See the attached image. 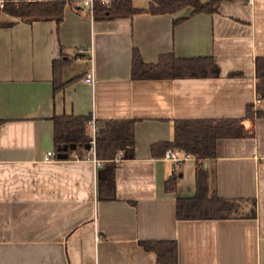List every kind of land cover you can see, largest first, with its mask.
I'll use <instances>...</instances> for the list:
<instances>
[{
  "label": "crops",
  "instance_id": "crops-1",
  "mask_svg": "<svg viewBox=\"0 0 264 264\" xmlns=\"http://www.w3.org/2000/svg\"><path fill=\"white\" fill-rule=\"evenodd\" d=\"M190 12L94 18L66 5L59 23L0 28V264H154L140 239H175L178 264H264L263 117L244 119L245 135L219 139L216 157L203 162L208 193L246 208L254 200L253 218L177 220L176 198L195 192L194 158L150 154L151 144L173 140L176 118L241 117L249 103L264 110L254 74V58L264 55V0ZM133 48L146 62L166 52L211 55L219 75L132 80ZM52 60L62 62L66 83L57 92ZM89 66L93 85L83 80ZM61 114L136 120L134 156L115 168V200H96L92 152L46 159L51 117ZM171 174L176 190L166 192Z\"/></svg>",
  "mask_w": 264,
  "mask_h": 264
},
{
  "label": "trees",
  "instance_id": "trees-1",
  "mask_svg": "<svg viewBox=\"0 0 264 264\" xmlns=\"http://www.w3.org/2000/svg\"><path fill=\"white\" fill-rule=\"evenodd\" d=\"M145 6H137L132 0H109L103 4L95 0L94 18H114L138 13H174L190 7V14L215 13L223 1L233 0H145ZM66 5L75 10L81 8L76 0H3L0 7V28L12 26L16 20L33 22L54 20L59 23ZM181 17L173 24L184 20ZM62 62L52 60V89L57 92L66 83L61 82ZM255 94L258 100L264 99V55L254 58ZM219 67L213 56L179 57L173 52L161 53L155 62H146L137 48L131 52L130 78L132 80H161L177 78L217 77ZM238 72L229 76H238ZM264 118V110L249 103L241 117L221 118H176L173 122V140L159 141L150 145L152 157H164L166 151L178 148L193 155L195 161V192L191 197H177L175 218L177 220L253 218L255 202L244 206V200L222 198L216 193L209 194L207 173L203 162L216 157L219 139L240 138L244 134L242 121L247 117ZM91 115H53L52 138L54 157L68 159L72 152L84 158L90 152ZM99 121V120H98ZM135 119H109L99 121L95 136L94 158L99 161L96 168V200L112 201L115 196V168L121 159L134 156ZM120 153V154H119ZM119 158L118 161L116 159ZM177 175L171 174L164 181V190H176ZM138 245L156 256L154 264H178L177 241L175 239H140Z\"/></svg>",
  "mask_w": 264,
  "mask_h": 264
},
{
  "label": "built area",
  "instance_id": "built-area-1",
  "mask_svg": "<svg viewBox=\"0 0 264 264\" xmlns=\"http://www.w3.org/2000/svg\"><path fill=\"white\" fill-rule=\"evenodd\" d=\"M94 1L95 0H76L77 4L80 6L86 7L91 15H92V11H93ZM2 2H3V0H0V7H2ZM100 2L103 4H107L109 2V0H100ZM83 80L86 83L93 85L94 76H93L92 66H89L87 68V70L85 71V74L83 76ZM89 124H90V134H91L90 152H92V154H94L95 136H96V133H97L98 128H99V121L97 119H95V117L92 115L91 119L89 121ZM50 156L51 157L54 156V152H52V151L47 152L46 159H48ZM165 157L170 159L173 162H180L183 160L194 158L193 155L186 153L183 150H180L178 148H174V149L166 151ZM118 160H119V158L116 159V161H118ZM93 161L95 164H97V165L99 164V161L96 160L95 158H93Z\"/></svg>",
  "mask_w": 264,
  "mask_h": 264
},
{
  "label": "rangeland",
  "instance_id": "rangeland-1",
  "mask_svg": "<svg viewBox=\"0 0 264 264\" xmlns=\"http://www.w3.org/2000/svg\"><path fill=\"white\" fill-rule=\"evenodd\" d=\"M205 1V0H203ZM133 4H143L144 0H132Z\"/></svg>",
  "mask_w": 264,
  "mask_h": 264
}]
</instances>
